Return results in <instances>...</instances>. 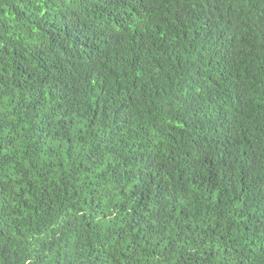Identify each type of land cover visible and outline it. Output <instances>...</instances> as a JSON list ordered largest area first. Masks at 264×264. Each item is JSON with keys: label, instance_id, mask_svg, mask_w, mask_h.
I'll list each match as a JSON object with an SVG mask.
<instances>
[{"label": "clouds", "instance_id": "1", "mask_svg": "<svg viewBox=\"0 0 264 264\" xmlns=\"http://www.w3.org/2000/svg\"><path fill=\"white\" fill-rule=\"evenodd\" d=\"M0 264H264V0H0Z\"/></svg>", "mask_w": 264, "mask_h": 264}, {"label": "trees", "instance_id": "2", "mask_svg": "<svg viewBox=\"0 0 264 264\" xmlns=\"http://www.w3.org/2000/svg\"><path fill=\"white\" fill-rule=\"evenodd\" d=\"M209 6L211 7V4H209ZM133 10H135V9H133ZM201 17L204 20L205 25L208 29V34L211 35L212 29L215 27V25L213 24L212 20L207 15H205V13L203 11L201 12ZM62 26L65 30H69V31L74 29V27H75L73 21L70 20L68 17L63 18ZM197 35H199V34H197ZM223 37H224V34L221 33V38H223ZM84 46L88 47L87 44H85ZM33 54L41 57L40 63L42 66L39 64V61H38V67L40 68L41 71H45V70L52 68V65L50 63V59H51L50 57L45 56L42 52H39V51L34 52ZM225 155L227 156L228 154L226 153ZM222 163L226 164L227 160L222 161ZM209 164L211 165L212 162L209 161ZM214 175H215V173L213 172V176ZM217 202L219 203V198H217Z\"/></svg>", "mask_w": 264, "mask_h": 264}]
</instances>
